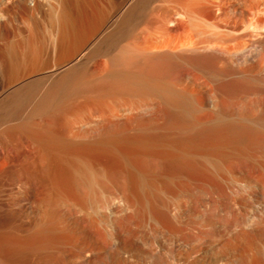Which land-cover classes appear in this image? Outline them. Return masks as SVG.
<instances>
[{
  "label": "bare ground",
  "instance_id": "1",
  "mask_svg": "<svg viewBox=\"0 0 264 264\" xmlns=\"http://www.w3.org/2000/svg\"><path fill=\"white\" fill-rule=\"evenodd\" d=\"M34 13H38V17H32ZM27 18L29 20L31 18L32 27H30L39 32L36 37L31 32L19 36L20 29L11 27L13 21L21 22ZM26 24L28 23L26 22ZM40 29L43 30L40 31ZM16 35L19 37L17 36V38ZM50 61L53 63L50 72L54 73L57 78L46 90L44 89V94L36 106L37 109L42 112L51 109L57 100L64 96L69 98L67 95L74 94L78 88H81L83 92H86L84 89L92 92V96L95 94L100 98L107 97L106 105L90 108L89 113L76 112L77 114L74 113L73 116L82 125L83 122L84 124L93 122L92 120L96 117L95 120L98 123H95L97 128L94 127L96 129L94 130L97 131L98 135H96L102 142H106L108 136L105 135L109 131V126L117 127V118L127 116L125 113H130L132 114L130 115L131 119L134 117L135 120L130 129H134V132L144 133L143 136L141 135L142 137L148 135V132L149 134L163 132L167 133V137H169L168 135L175 137L176 141L179 140L178 138L183 142H185L184 139L187 142L190 139L192 143L194 140H201V143L202 141L206 142L205 144L209 142L208 145L215 143L219 145H216L219 148L222 143H230V145H235L232 146V149L236 145L237 147L241 145L245 149L251 147L253 149V145L260 146L261 140L263 143L261 145H264V0H0V64L4 65L3 72L0 73L2 79L8 82L14 81L20 73L24 72L23 70L25 72L28 69L32 71L35 68L36 70V67L41 68ZM95 64L100 66L97 70L93 67ZM19 88L16 87L10 91L11 95H14L12 100L2 108L3 110L0 109V123L9 122L8 118L14 116L16 109L23 102L27 103L26 101L33 93L30 94L31 91L26 92L25 90V93L20 94ZM81 92L79 93L81 94ZM90 93L88 95H91ZM5 97L7 95L2 98L5 99ZM2 98L0 104H4ZM103 101L101 100L102 103ZM27 104L25 105L27 106ZM156 110H160L163 114V120L160 116L161 123L156 122ZM197 112H202L204 115L202 120L198 119L200 121L194 120ZM93 116L94 118H92ZM120 123H122L121 120ZM113 129L112 133L119 132L118 130L113 132ZM125 130L127 131V129ZM83 131L81 133L85 132ZM88 131L87 129V133ZM46 132L45 135L43 134L44 136L41 134L42 137L39 134V140L35 139L41 144L45 142L44 144L48 143V145L49 143L56 144L53 143L55 141H61L58 134L47 130ZM1 133L2 131H0ZM92 133L94 131L90 134L95 136ZM81 136L83 135L81 134ZM27 138L29 137L27 136ZM171 138L168 139L169 142L172 140ZM173 141L174 138L171 141L172 144ZM262 149L258 153L260 156L264 155V146ZM218 156L223 157L219 153ZM236 156L234 159H237ZM261 166L262 168H256L261 177L259 172L256 173L257 178L256 176L251 177L257 184L261 180V184H263L262 187L260 186L261 188L250 185V181L247 180L250 184L244 183L245 187H242L244 188L241 189L242 191H238L240 188L234 190L237 200L231 199L233 190L230 193L227 191L230 197L227 193L228 197H226V194L221 191V197L225 194L223 196L225 199L222 197L225 202L221 199L222 203L219 202L221 207L214 205L218 207L214 211L218 212L208 210L211 215H205L206 217H202L203 220L200 219L194 223L189 220H182L179 223L172 221L169 214L171 207L169 203L171 202L163 198L161 189L156 190L157 188L153 189L152 187V190L149 186L150 193L155 199L154 202L159 207V211L156 210L157 212L153 213L156 218L153 219L158 220L157 222L166 228L165 232L167 231L166 234L164 233L166 239L162 241H166L165 247L170 246L164 248L163 251L167 249L170 253L168 257L172 256L175 260L174 262L172 260L173 263L170 264H264V163ZM237 168L239 167L237 166ZM241 170L239 173L242 175ZM253 173L252 176L255 175ZM155 174L157 173L155 172ZM96 177L93 178L94 181ZM141 178L142 181L146 179L145 174ZM166 192H168L167 189ZM98 193L100 194V192ZM171 194L181 197V193L173 194L172 192ZM220 196L218 198H221ZM179 201L176 205L183 208ZM31 207L35 212V218L33 217L30 224L33 225L32 229L38 235L34 242L31 241L24 247H27L29 252L41 259L42 262L47 263L51 260L46 251L52 250L58 254L54 256L57 259L53 260V264H60L68 260L69 264H130L133 260L139 261L146 258L141 253L133 254L132 250L130 252L127 250L128 255L114 251L111 248L112 245H117L120 241L116 237L106 240V236L104 239V235L98 234L101 227L99 223L92 225L88 222H81L83 229L78 228L76 231L77 227L74 228L68 221H62L63 219L53 222L49 221V218L44 219L42 217L45 213L44 206L43 208L41 205ZM196 207L193 209L195 216L198 217L199 213ZM16 208L18 213L22 212V206L17 205ZM221 211L225 215L220 213ZM94 212L95 210L92 211V213ZM213 213H217V218H213ZM83 214L85 215V212ZM60 230H63L61 233L67 232V236L56 237L57 233L53 236V233ZM86 231L87 235L84 234ZM88 233H90L89 236ZM126 243L128 242L126 241ZM127 246L131 248V244ZM160 246L162 250L163 244ZM203 246L205 248L203 252L206 254L202 258L198 256L199 260L197 258H195L196 261L193 260L194 252H198ZM261 246H263V250H261ZM167 255L165 253L164 256ZM129 260L131 261L128 262Z\"/></svg>",
  "mask_w": 264,
  "mask_h": 264
},
{
  "label": "rangeland",
  "instance_id": "2",
  "mask_svg": "<svg viewBox=\"0 0 264 264\" xmlns=\"http://www.w3.org/2000/svg\"><path fill=\"white\" fill-rule=\"evenodd\" d=\"M32 17L34 18L38 17V13L37 14L34 13ZM30 20L29 18H27L26 20L23 19L21 22L13 21L11 27L12 28L18 27L17 29H20L19 36L31 32V34H33L36 37V35H38L39 32H37L35 28H31L32 26L30 24L31 23ZM26 22L28 24H26ZM41 30L43 29H40V31ZM17 36L18 35H16V37ZM50 62L49 63L46 62V64L44 63L47 68L45 66L43 67L41 66L42 68L41 69L38 66L36 67V70L35 68L32 69V71L31 69L30 70L28 69V71L26 70V72L25 70H23L24 72L22 73L24 76L22 75V73H20L19 77L16 78L17 80L14 79V81L13 80L9 82L6 80L4 81V79H2V76L0 75V99L7 95L5 99L2 98L5 105L1 103L2 105L0 104L1 105L0 109L6 107L9 104V102L12 100V97L14 95L12 96L10 91L14 90V88L20 87L18 89L19 90L18 92L20 94L23 92L25 93V90L26 92L31 91L30 94L33 92L30 95V98L26 101L28 104L23 102L19 106V108L16 109V112L14 113L15 115L9 117L8 120L6 119L9 122L4 121L2 122L4 124L0 123V131H2V133L0 134V264H51L53 260L55 261V259H57L54 258V256L58 255L55 250L48 252L46 251V254H48L47 256L51 258L52 261L49 260L47 263L44 261L42 262L41 259H38L37 256H34L31 252H29L27 247L26 248L24 247L27 245V243L29 244L31 243V241L34 242V239L37 238L38 235L36 234L37 232L33 231L32 229L33 225L30 224L33 221L32 219L35 218L34 216L35 212L32 211L31 206L36 207V205L37 206L41 205L42 208L44 206L43 209H45V213L43 211L44 215L42 214L43 215L42 217L44 219L47 220L49 218V221L52 222L57 220L61 221L63 219L62 221L64 220L68 221L73 225L74 228L77 227L75 228L76 231H78V228L80 230L83 229L81 226L83 222H88L92 225H98L99 223V226L101 227L100 230H98L99 232L97 231L98 234L100 233L101 236L104 235L103 236L104 239L106 236V240H111L112 238L116 237L120 241L119 244L112 245L111 248L114 251H119L120 254L124 253L125 255L126 254L128 255L130 250H132L133 254L141 253L142 256L144 255L143 257L146 258L149 257L148 259H150V261H148V259L146 260V258L145 259L143 258L144 261H142L143 259H140L139 261L133 260V262L131 261L132 260L131 259L128 261V262L131 261L130 264H143V263L170 264L173 263L175 260L174 257L172 256L168 257L170 253L167 251V249L163 251L164 248H167L170 245L168 244L169 246L165 247L166 241H162V240L166 239L165 238V234L167 233V231L165 232L166 228L161 226L160 225L161 223L157 222L158 220L156 221L155 220L156 218L153 216V213L155 214L157 212L156 210L159 211V207L157 203L154 202L155 199L150 193L152 187L153 189L157 188L156 190L161 189L160 192L162 191L163 194L162 193L161 194L163 198L171 202L168 203L171 206L169 209L170 210L169 214L171 216L172 221L179 223V221L182 220L183 221L189 220L192 223H194L202 219V217H206L209 214V211L213 210L212 212H218L214 210L218 209L217 206H219V202L221 203L222 201L225 202L223 200L225 199L223 196L227 193V191L228 193H230L232 192L231 190L233 191L236 189L238 190V188H240L238 191H242L241 189H244L242 187L243 186L245 187L244 183H246L247 180L250 181L251 184L249 182L247 183H249L252 186L253 185L257 187L263 186V184H261L262 183L261 180L259 181L260 183L257 184V182L253 181L251 178V177H255L256 173L259 172L257 171L258 169L256 170V168H262L261 165L264 163V155L262 153L261 156L260 154H258L263 150L262 148L264 145H261L263 144L262 140L260 144L261 148L260 146L253 145V149L252 147L250 149H245V147L242 148L243 146L241 147V145H238V147L236 145V147L232 149L235 145L233 144L230 145V143L229 144L222 143L220 144L221 147L219 148L217 147L219 145L215 143H211L212 145H208L210 144L209 142L208 144H205L206 142L203 143L204 141H202L201 143L200 142L201 140L196 141L193 139L194 142L196 143L195 144L194 142L193 143L190 142V139L188 142L184 139L185 142H183L182 139L178 138L180 141L182 140L181 142L183 143H181L179 140L176 141L175 137L168 135L170 138L172 137L171 138L172 140L174 138L175 142L173 141L172 144L171 142L172 140H170L169 142L168 139L170 138L166 136L167 133L165 134L163 132L158 133L153 131L154 133L151 132L152 134L151 133L149 134L148 132V135L146 134L147 136L144 135V137H142L144 133L141 134L140 132L138 133L137 131L134 132L135 131L134 129H130L131 124L134 125L135 123L134 117H132L131 119L130 115L132 114L125 113L127 114V116L126 115L124 117L121 116V118L122 119L124 118V120H122L121 118H117L118 123L116 122L117 123L116 126L118 128L115 127L116 128L115 129L113 125H112L113 127L109 126L108 128L109 131L108 130L107 131L108 133L109 132L111 133H109V135H107L108 133L105 135L108 136L107 137L108 140L106 139V142H102L100 141L101 139H99V137L97 136L98 135V133H96L97 131H95L96 130L95 128H97L96 126L97 124H95L97 120H95L96 117L94 118V116L96 115L92 117L94 119L92 120L93 122L89 123L90 126H88L89 124L87 123H85L86 124L85 125L84 122L82 125L73 118L74 113L76 112L89 113L91 111L90 108L91 109L93 107L97 108L100 107L99 105L102 106L106 102H108L107 97L102 98L103 97L102 96L100 98L99 96L97 97L95 94L92 96L93 93L91 92L92 93L91 94L90 91H87L86 89H84V87H82V89H84L86 92H83L81 88L80 89L78 88L77 90L78 93L77 91L74 92L75 96L73 93L70 96L67 95V97L69 98H66V96H64L62 99H60L62 102L60 100H57L58 102L56 101V103L53 105L51 109L49 108V110L46 111L44 110L43 112L42 110L39 111L36 106L38 105L40 99L42 98L44 91L55 81V78H57L55 77L56 75L54 73L50 72L51 67H53V63ZM3 67L4 65L0 64V73L3 72L4 69ZM93 67L95 70H97L100 66L99 64H95ZM34 85H35V89L38 86L36 90L34 89ZM27 87L30 89H28ZM79 92H81V94ZM89 93L91 95H88ZM101 100H104L103 103L101 102ZM93 101L95 102V104H93L94 103ZM25 104H27V106ZM161 113L162 112L160 110H156L155 119L156 122L158 123H161V121L163 120V114ZM160 116H162L161 117L162 120H160L161 119ZM10 118H12L13 121L10 120ZM128 118L131 120H129ZM203 118H204L203 113L197 112V114H195L194 120L196 119L202 120ZM120 120L123 124L120 123ZM126 124H128L127 126L129 129L127 128ZM17 125L20 127H18ZM121 125H123V127H121ZM124 125L126 126V128ZM84 128H86V130H84ZM87 129L89 130L88 133H87ZM112 129L113 132L115 130H118L121 133L119 132L112 133ZM125 129H127V131ZM14 130L15 133H13ZM46 130L51 133L58 134L61 141H55L53 143L56 144L49 143V145L48 143L44 144L45 142L43 141L42 144L38 142L40 138L39 134L40 136L41 134L42 136H44L47 133ZM83 130L86 132V134H84L85 132ZM123 130L125 131L123 132ZM5 131L6 134H4ZM82 131L84 133H81ZM93 131L94 133L92 134H94L95 136H92L90 134ZM81 134L84 136V138L83 136H81ZM27 136L29 138H27ZM137 136H139L140 138ZM155 137L156 139L154 140ZM162 137H164L165 139ZM35 138L38 140H36ZM94 141L96 144L94 143ZM107 141L109 142L111 141V142L107 143ZM57 143L59 144L57 145ZM187 144L190 146H188ZM64 147H66L67 149ZM256 147H259L260 149L259 148L257 149ZM232 152H235L237 156L235 155V153ZM218 153L220 154V156L222 154L224 158L223 157L220 158L218 156ZM170 155H172L173 157ZM234 156H236L238 160L234 159L235 158ZM255 156L258 157L259 160ZM171 158H173L174 160ZM222 158L224 161L222 160ZM219 160H221L222 162ZM237 166L239 168H237ZM239 170H241L243 176L239 173L240 172ZM155 172L157 174H155ZM248 172H250L249 173L250 175L246 174ZM252 172H254L253 174L255 175L252 176ZM141 173L145 174L146 177V179H144L143 181L141 178L143 174ZM84 175L86 176V178ZM90 175H92L93 177L91 178ZM168 175L171 176L169 177ZM260 175L261 174L259 172V176ZM89 176L91 179L97 176L98 178L96 177V180H99L98 181L99 183L95 182L96 180L94 181V179L91 180L89 178L90 179L89 180L88 179ZM257 177L258 176H256V178ZM149 186L151 187V189ZM230 187L231 189H229ZM246 187L248 188V186ZM166 189L168 192H166ZM42 190L43 192H41ZM103 190L106 192H104ZM221 191L225 193L222 195L223 199L220 196V194L222 193ZM98 192H100V194ZM172 192L173 194L181 193V197L179 195L173 196L171 194ZM164 193L165 195L167 193L168 194L165 196ZM182 193L184 194L182 195ZM227 194L225 195L226 197L230 195L228 194L227 196ZM235 195H236V191L232 192L231 199L235 198ZM219 196L221 198H218ZM237 199L238 198H235V200ZM178 201L179 203L181 202L182 204L181 206H183V208L182 207L179 208L176 205ZM17 205L22 206V212L19 213L17 212L18 211L16 208ZM194 207H196V209L198 208L197 210L199 213L198 216L199 218L194 214V209H193ZM219 207H221V204ZM233 209H235L234 206ZM83 210H85L84 211L85 215L83 214L84 213ZM94 210L95 212L92 213V211ZM199 210L201 213L199 212ZM220 213H222V211ZM216 214L213 215V218H217ZM222 214L225 215L224 213ZM209 215H211V212ZM56 216L59 217L57 218ZM104 227L107 229H105ZM160 227L162 228L161 229L162 231L159 229ZM61 231L63 230L53 233L54 234L53 236H55L56 233L58 234V232L59 234L58 235L56 234V237L59 235L60 237L67 236L68 234L67 232L64 231L66 233L65 234L64 232L61 233ZM157 233L160 235H158ZM84 234L87 235V231ZM89 235L90 233H88V236ZM126 241L128 243H126ZM155 242L157 243L155 244ZM129 243L131 244V248L130 247L128 248L127 246V245L130 246ZM160 244H163L164 246L162 250L160 248L161 247ZM204 249L205 248L203 246V248L198 251L199 254L197 251L196 253L194 252L193 260H195V258H197L198 260L199 258H202L206 254V252H203ZM124 250H126V252H124ZM133 250L135 251L133 252ZM261 250H263V246H261ZM162 251H163V255H162ZM50 252H54V253H50ZM164 252L166 253V255L168 252V255L166 257L164 256L165 255ZM150 253L151 255L153 253L155 258L153 255H152L153 257L149 255ZM157 254L159 255L157 256ZM151 257L154 260H152ZM54 261L52 262V264L54 263ZM60 264H69V260L67 262L66 261L61 262ZM110 264H114V263H110Z\"/></svg>",
  "mask_w": 264,
  "mask_h": 264
}]
</instances>
